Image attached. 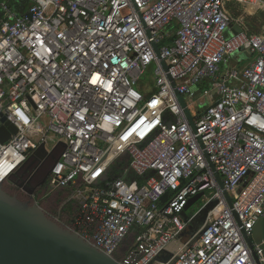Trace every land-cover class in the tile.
Returning a JSON list of instances; mask_svg holds the SVG:
<instances>
[{"label": "built area", "instance_id": "obj_1", "mask_svg": "<svg viewBox=\"0 0 264 264\" xmlns=\"http://www.w3.org/2000/svg\"><path fill=\"white\" fill-rule=\"evenodd\" d=\"M232 1L264 12V0H3L0 128L17 132L0 140V182L61 144L49 190L73 188L69 227L122 264H264V31L249 34ZM237 52L249 58L235 66Z\"/></svg>", "mask_w": 264, "mask_h": 264}, {"label": "water", "instance_id": "obj_2", "mask_svg": "<svg viewBox=\"0 0 264 264\" xmlns=\"http://www.w3.org/2000/svg\"><path fill=\"white\" fill-rule=\"evenodd\" d=\"M2 14H0V17ZM243 28L233 25V32H241ZM238 60L249 58L247 52H237ZM179 100L184 107L183 96ZM187 117L193 125L189 110ZM9 130V132H8ZM12 125L0 128V140L5 142L10 133L15 134ZM24 187V184H21ZM33 194L32 190H29ZM203 192L191 198L185 208L183 216L188 217L191 209L203 196ZM167 194L161 201H165ZM230 206L233 202L228 197ZM217 201H212L207 208L212 209ZM254 238L264 240V219L255 227ZM264 246V244H263ZM161 259V257H158ZM0 264H122L113 256L97 248L77 230L62 225L58 219L51 217L39 205L22 201L17 195H12L4 189V182H0Z\"/></svg>", "mask_w": 264, "mask_h": 264}, {"label": "trees", "instance_id": "obj_3", "mask_svg": "<svg viewBox=\"0 0 264 264\" xmlns=\"http://www.w3.org/2000/svg\"><path fill=\"white\" fill-rule=\"evenodd\" d=\"M2 1L3 0H0V3ZM235 4L240 7L237 3ZM258 18L261 19L257 20ZM247 22V26L249 25L250 29L247 30L245 28V25L244 28L248 31L249 34L260 33L261 30L259 27H257V22L261 24V27L264 26V12L248 17ZM179 28L180 24L178 22H173L168 27V37L165 40V43H170L175 39L176 32ZM240 64H242V62ZM207 86V83H204L203 87L206 88ZM63 147L64 146L60 144L52 151L43 149L44 157L42 159L37 158L40 161L38 166L33 172L29 173L26 172V170L24 171V169L28 161L32 157L36 156L37 151L32 153L28 157L27 161L4 182V189L12 195H17L18 198L22 201L30 202L31 204H33L34 202H38L48 215L58 219L62 225L73 226V223L82 213L81 207L78 203H76L75 201H69V197L73 191V188L59 187L54 190H49L48 188L52 168L59 160ZM52 155L55 157L52 166L50 168H45V171L40 172V169L44 162L48 159V157ZM115 174H118V171L115 172ZM21 184H24V187H21ZM29 190L33 191L34 197H32V195L29 193ZM139 232V228H134L131 231L128 238L120 246L117 253V258L122 259L123 256H125L126 250L134 243Z\"/></svg>", "mask_w": 264, "mask_h": 264}, {"label": "rangeland", "instance_id": "obj_4", "mask_svg": "<svg viewBox=\"0 0 264 264\" xmlns=\"http://www.w3.org/2000/svg\"><path fill=\"white\" fill-rule=\"evenodd\" d=\"M236 2L235 1H232L231 3H230V5H229V10H230V12H231V14L235 17V18H243L244 19V25H245V28L247 29V30H249L250 28V26L248 25L247 26V21H248V17H251V16H254V15H256V14H258V13H261V12H263V11H258V12H255L254 14H250L249 13V11L247 10V9H245L243 6H240V7H238L236 4H235ZM259 19H261V18H258L257 20H259ZM259 22H261V21H259ZM259 22H257V27H259L260 28V33L261 32H263L264 31V26H262L261 27V24L259 23ZM256 23V22H255ZM255 23H254V25H255ZM257 30V29H256ZM229 35H230V32L228 33ZM237 61H238V59H237V56H235V57H233L232 58V63H235V66H236V63H237ZM247 63V61H245V62H243L241 65H245ZM241 65H238V66H241ZM155 65L154 64H152L151 66H150V69L148 70V72L142 77V80H141V82H140V85H142V84H145L146 83V81H148V82H152V80L154 79V71H155ZM139 88V87H138ZM57 153V152H56ZM44 156H43V149H41V150H39V151H37V154H36V156H34V157H32L29 161H28V163H27V165H26V167H25V169H24V171L26 170V172H29V173H31V172H33L35 169H36V167L38 166V164H39V160L37 159V158H39V159H42ZM54 156L52 155V156H50V157H48V159L44 162V164L42 165V167H41V169H40V172H43V171H45V168H50L51 166H52V164H53V160H54ZM39 176V175H38ZM201 203H202V200L200 199L195 205H193L192 207H191V209H189L188 211L191 213V214H194V213H196L197 211H198V209L201 207ZM192 210V211H191ZM206 215V214H205ZM204 215V216H205Z\"/></svg>", "mask_w": 264, "mask_h": 264}, {"label": "bare ground", "instance_id": "obj_5", "mask_svg": "<svg viewBox=\"0 0 264 264\" xmlns=\"http://www.w3.org/2000/svg\"><path fill=\"white\" fill-rule=\"evenodd\" d=\"M208 211H209V209L208 208H204L200 213H199V215H205V214H207L208 213Z\"/></svg>", "mask_w": 264, "mask_h": 264}, {"label": "flooded vegetation", "instance_id": "obj_6", "mask_svg": "<svg viewBox=\"0 0 264 264\" xmlns=\"http://www.w3.org/2000/svg\"><path fill=\"white\" fill-rule=\"evenodd\" d=\"M32 195V197H34V194H31Z\"/></svg>", "mask_w": 264, "mask_h": 264}]
</instances>
